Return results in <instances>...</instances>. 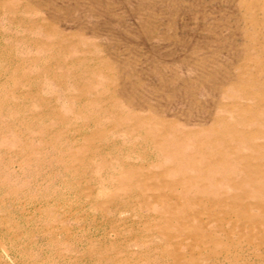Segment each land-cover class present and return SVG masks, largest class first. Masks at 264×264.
<instances>
[{
    "label": "rangeland",
    "instance_id": "1",
    "mask_svg": "<svg viewBox=\"0 0 264 264\" xmlns=\"http://www.w3.org/2000/svg\"><path fill=\"white\" fill-rule=\"evenodd\" d=\"M0 264H264V0H0Z\"/></svg>",
    "mask_w": 264,
    "mask_h": 264
},
{
    "label": "bare ground",
    "instance_id": "2",
    "mask_svg": "<svg viewBox=\"0 0 264 264\" xmlns=\"http://www.w3.org/2000/svg\"><path fill=\"white\" fill-rule=\"evenodd\" d=\"M16 8V7H15ZM30 11V10H29ZM15 15V14H14ZM11 19V18H10ZM12 22H13V20H12ZM16 23V22H15ZM20 23V22H19ZM21 25H23V24H21ZM33 25V24H32ZM35 26V25H34ZM30 27H31V25H30ZM32 28V27H31ZM52 30V29H51ZM51 33V32H50ZM57 42V41H56ZM42 45V44H41ZM34 46V45H33ZM63 47V46H62ZM47 73H48V71H47ZM51 74V73H50ZM66 74V73H65ZM38 76V75H37ZM36 76V77H37ZM62 76H64V75H62ZM68 76V75H67ZM67 76H64L65 78L67 77ZM42 76L40 75V78H41ZM49 77V76H48ZM39 78V77H38ZM51 78V77H50ZM48 79V78H47ZM30 81V80H29ZM28 80H27V82H29ZM24 83H26V81L24 82ZM32 83V82H31ZM30 84V83H29ZM28 84V85H29ZM25 86H26V84H25ZM33 88V87H32ZM35 88V87H34ZM25 89V88H24ZM38 89V88H37ZM30 90V89H29ZM26 91V90H25ZM40 91V90H39ZM31 92H32V90H31ZM36 92V91H35ZM25 93V92H24ZM29 93V92H28ZM37 93H38V91H37ZM30 94V93H29ZM28 94V95H29ZM34 94V93H33ZM25 96V95H24ZM20 97V96H19ZM28 97V96H27ZM35 97V96H34ZM40 97V96H39ZM36 98V97H35ZM38 98V97H37ZM29 99V98H28ZM31 99V98H30ZM25 100V99H24ZM111 100V99H110ZM30 101V100H29ZM36 101V100H35ZM46 101V100H45ZM39 103V102H38ZM135 117V116H134ZM157 143V142H156ZM149 160V159H148ZM219 162H220V160H219ZM123 166V165H122ZM167 182V181H166ZM200 183V182H199ZM92 194V193H91ZM87 196V195H86ZM171 199V198H170ZM176 200V199H175ZM263 206V205H262ZM262 206H261V208H262ZM149 211V210H148ZM195 211V210H194ZM201 212V211H200ZM155 218V217H154ZM199 218V217H198ZM94 219V218H93ZM116 228V227H115ZM263 245V244H262ZM261 245V246H262ZM200 247V246H199ZM261 248V247H260ZM177 255V254H176ZM165 256V255H164Z\"/></svg>",
    "mask_w": 264,
    "mask_h": 264
}]
</instances>
